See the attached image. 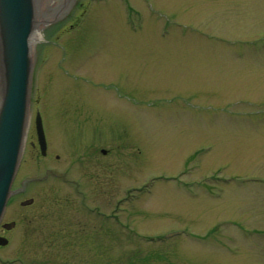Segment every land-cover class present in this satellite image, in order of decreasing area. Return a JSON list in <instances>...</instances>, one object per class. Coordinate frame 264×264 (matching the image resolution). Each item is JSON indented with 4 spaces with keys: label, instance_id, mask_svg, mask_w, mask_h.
<instances>
[{
    "label": "rangeland",
    "instance_id": "rangeland-1",
    "mask_svg": "<svg viewBox=\"0 0 264 264\" xmlns=\"http://www.w3.org/2000/svg\"><path fill=\"white\" fill-rule=\"evenodd\" d=\"M59 4L36 0L40 22L60 10L33 45L22 177L49 164L32 147L37 112L71 151L57 171L99 136L109 156L87 173L102 235L78 252L12 248L28 264H264V0ZM70 15L88 16L58 40L49 28Z\"/></svg>",
    "mask_w": 264,
    "mask_h": 264
},
{
    "label": "flooded vegetation",
    "instance_id": "flooded-vegetation-1",
    "mask_svg": "<svg viewBox=\"0 0 264 264\" xmlns=\"http://www.w3.org/2000/svg\"><path fill=\"white\" fill-rule=\"evenodd\" d=\"M71 16L63 18L49 28L60 25L57 31L58 40L62 39L59 38L61 36L73 39L75 35L72 33H80L88 15H76L75 18H71ZM59 32L62 35L58 37ZM59 47L58 45L56 49ZM63 50L66 53L64 48ZM72 56L75 57L76 54H71L70 57ZM39 113L37 112L36 116ZM45 136L47 142L45 155L42 154L37 131L32 147L35 149V153H38L37 160L49 159V164L45 166L46 171L38 177H29V174L22 177L23 162L14 180L12 194L0 224V240L6 241L5 246L0 245V264H28L23 257L19 256L24 254L26 243L45 244L47 250L51 252L71 248L78 252L82 249L83 244L91 240L100 241L103 213L99 205L94 207L91 205L92 196L90 182H88L99 177L94 178V175L95 177L98 175L97 173L87 172L94 164V160H98L99 155L97 154L100 153L101 156L107 157L109 156L108 150L102 147L96 149L98 148L97 141L101 140L98 136L97 141L96 138L92 139L90 144H86L85 150L81 151V160L77 157L63 171H57L54 162H59L62 157L71 155V151L66 150L65 152L58 146H51L46 132ZM51 150L53 152L61 151L62 154L56 153L53 156ZM95 164L99 165L100 163ZM81 166L86 172L72 171V167L81 168ZM47 187L50 189L45 190ZM9 218L11 221H6ZM92 223L94 224L92 225ZM16 241L17 244H24L22 249L21 247L12 248L11 245ZM11 251L17 254L16 258L3 257ZM56 259H58L57 255L54 260Z\"/></svg>",
    "mask_w": 264,
    "mask_h": 264
},
{
    "label": "water",
    "instance_id": "water-1",
    "mask_svg": "<svg viewBox=\"0 0 264 264\" xmlns=\"http://www.w3.org/2000/svg\"><path fill=\"white\" fill-rule=\"evenodd\" d=\"M38 19L36 0H0V224L30 127L33 45L38 27L44 25ZM36 130L45 155L47 142L40 114ZM0 245L5 246L6 241L0 240Z\"/></svg>",
    "mask_w": 264,
    "mask_h": 264
},
{
    "label": "bare ground",
    "instance_id": "bare-ground-1",
    "mask_svg": "<svg viewBox=\"0 0 264 264\" xmlns=\"http://www.w3.org/2000/svg\"><path fill=\"white\" fill-rule=\"evenodd\" d=\"M59 1H60L59 6H61V5H65V4L68 2V0H59ZM61 7H62V6H61ZM59 10H60V9H59ZM59 10L54 11V12H53L52 14H50L49 16H48V15H44V16H43V19H44V20H42L41 24H45V23L48 21L49 18H51V19L56 18L57 14L59 13ZM35 40H38L37 34H36V36H35Z\"/></svg>",
    "mask_w": 264,
    "mask_h": 264
}]
</instances>
